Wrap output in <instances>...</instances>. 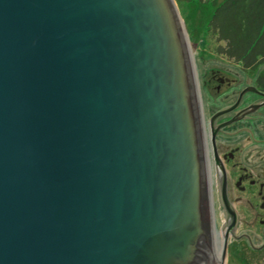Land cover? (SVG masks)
I'll list each match as a JSON object with an SVG mask.
<instances>
[{
  "label": "water",
  "instance_id": "water-1",
  "mask_svg": "<svg viewBox=\"0 0 264 264\" xmlns=\"http://www.w3.org/2000/svg\"><path fill=\"white\" fill-rule=\"evenodd\" d=\"M212 225L174 0H0V264H210Z\"/></svg>",
  "mask_w": 264,
  "mask_h": 264
},
{
  "label": "flooded vegetation",
  "instance_id": "flooded-vegetation-1",
  "mask_svg": "<svg viewBox=\"0 0 264 264\" xmlns=\"http://www.w3.org/2000/svg\"><path fill=\"white\" fill-rule=\"evenodd\" d=\"M228 70L223 93H199L213 220L227 252L236 242L243 264H264V87Z\"/></svg>",
  "mask_w": 264,
  "mask_h": 264
},
{
  "label": "rangeland",
  "instance_id": "rangeland-1",
  "mask_svg": "<svg viewBox=\"0 0 264 264\" xmlns=\"http://www.w3.org/2000/svg\"><path fill=\"white\" fill-rule=\"evenodd\" d=\"M223 1L211 0L208 3H204L200 0H174L187 33L193 64L196 66V77L200 81V84L198 83L199 93L201 95L203 92L204 98V82L209 84H207L209 96H217L218 93H223L225 88H227L225 84L220 86L218 82V79H221L219 77L223 79L227 77L224 74V72H227L226 69L234 72H245L242 63L230 60L218 53V48L224 47L225 44L218 42L209 27L214 6L219 5ZM263 70L264 65L256 71L247 70V72H249L248 74L252 80L257 78ZM219 72L221 73L219 74ZM232 244L234 245L232 246ZM238 248L236 242L230 244L226 255V264H243L241 255L237 254Z\"/></svg>",
  "mask_w": 264,
  "mask_h": 264
},
{
  "label": "trees",
  "instance_id": "trees-1",
  "mask_svg": "<svg viewBox=\"0 0 264 264\" xmlns=\"http://www.w3.org/2000/svg\"><path fill=\"white\" fill-rule=\"evenodd\" d=\"M209 27L225 44L218 48L220 55L242 63L245 70L264 65V0H224L214 6ZM258 77L264 87V70Z\"/></svg>",
  "mask_w": 264,
  "mask_h": 264
},
{
  "label": "bare ground",
  "instance_id": "bare-ground-1",
  "mask_svg": "<svg viewBox=\"0 0 264 264\" xmlns=\"http://www.w3.org/2000/svg\"><path fill=\"white\" fill-rule=\"evenodd\" d=\"M192 66L194 72L196 73L197 72L196 66L193 64V59H192ZM222 245H223V234L217 229L216 223L213 220L210 264H226V260H223L221 255Z\"/></svg>",
  "mask_w": 264,
  "mask_h": 264
},
{
  "label": "crops",
  "instance_id": "crops-1",
  "mask_svg": "<svg viewBox=\"0 0 264 264\" xmlns=\"http://www.w3.org/2000/svg\"><path fill=\"white\" fill-rule=\"evenodd\" d=\"M238 63H240V62H238Z\"/></svg>",
  "mask_w": 264,
  "mask_h": 264
}]
</instances>
